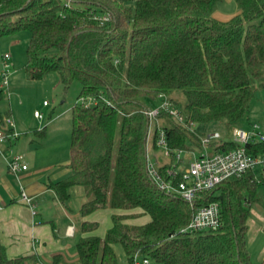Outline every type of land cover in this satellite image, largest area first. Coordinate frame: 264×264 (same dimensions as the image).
I'll return each instance as SVG.
<instances>
[{
  "label": "trees",
  "instance_id": "16d2710c",
  "mask_svg": "<svg viewBox=\"0 0 264 264\" xmlns=\"http://www.w3.org/2000/svg\"><path fill=\"white\" fill-rule=\"evenodd\" d=\"M220 1L0 0V38L30 32L26 76L41 79L56 71L65 89L80 82L72 106V174L49 186L66 206L69 189L82 186V216L99 208L123 210L112 214L104 237H79L80 264H118L115 243L122 244L128 264L136 253L154 264H252L248 221L261 185L252 171L191 204L160 188L147 168L149 149L160 151V130L172 150L201 149V136L215 126L221 137L210 142L211 151L238 147L225 133L264 88V0H234L239 12L227 21L213 17ZM162 93L188 124H197L195 131L166 111L158 122L149 118L146 108ZM4 123L1 117L0 127ZM36 133L43 136L44 129ZM246 148L264 154L262 141ZM158 161L164 172L168 165ZM212 201L220 205V227L182 232L196 207ZM144 215L146 222H129ZM97 227L83 222L84 232ZM8 262L0 244V264Z\"/></svg>",
  "mask_w": 264,
  "mask_h": 264
},
{
  "label": "crops",
  "instance_id": "0c3cea01",
  "mask_svg": "<svg viewBox=\"0 0 264 264\" xmlns=\"http://www.w3.org/2000/svg\"><path fill=\"white\" fill-rule=\"evenodd\" d=\"M238 12L236 3L231 9H223L221 5H217L213 17L227 21ZM238 123L241 126H238ZM253 123H258L264 133V88L258 90L247 115L233 127L249 129ZM16 129L20 135L10 144L15 152L24 155L28 168L17 175L13 174L8 170L6 161L0 156V204L2 205L0 208V244L4 247L9 260L8 264H80L76 248L79 237L88 234L104 237L112 225V214L117 210L106 207L107 212H104L101 210L105 208H99L82 216L80 209L87 196L80 185H74L69 189L70 198L67 206L64 205L49 183L67 178L72 174L68 166L69 152L57 158L51 155H49L51 159L43 158L42 145L30 139L31 135L21 139L22 133L17 123ZM36 131L34 134L38 135ZM209 131L213 130L209 129L207 132ZM28 134L32 132L28 131ZM225 136L228 138L227 133ZM252 172L256 179H258L257 174L260 177L261 173L264 178V172L259 166ZM259 181L262 184L264 179ZM22 190L33 198L36 211L34 214L31 206L22 201ZM259 202H262L261 199L257 201ZM137 211L139 210H133V212ZM137 220H130V222L135 223L133 221ZM84 221L97 222L98 227L92 232H84Z\"/></svg>",
  "mask_w": 264,
  "mask_h": 264
},
{
  "label": "built area",
  "instance_id": "2783aa9c",
  "mask_svg": "<svg viewBox=\"0 0 264 264\" xmlns=\"http://www.w3.org/2000/svg\"><path fill=\"white\" fill-rule=\"evenodd\" d=\"M11 59L9 53H5L2 56L3 66L1 76L3 86L6 88L9 86L8 80L12 68ZM158 99L159 103L157 106H149L145 110L150 119L158 122L160 113L166 111L179 123L188 125L191 130L195 131L197 124L194 122L188 124L186 115L174 104L169 96L162 93L158 96ZM92 101L94 103V100ZM81 102L86 106L93 104L86 103V100L83 99ZM44 104H47V102L44 101ZM34 115L42 118V113L39 110H35ZM19 135L15 120L12 116H7L4 125L0 127V156L6 161L8 170L16 175L28 168L24 155L15 152L10 144ZM149 135L152 136V131L149 132ZM220 137L221 132L218 130L205 133L201 136L202 148L199 149V153H195V150L170 149L165 131L160 130V136L156 140L160 151L151 152L149 149L147 153V168L152 179L160 188L176 193L182 199L193 204L202 197L205 191L211 190L223 181L241 177L258 166L264 172V154L254 155L246 148L248 143L255 141L264 142V133L258 123H253L249 129L240 127L232 129L231 140L237 143L238 147L224 151H211L210 142ZM185 152L193 155L187 162V165H185L183 157ZM158 158H161L168 165L164 169V172H161L159 169L160 162ZM21 199L31 206L32 213L34 214L36 211L34 210L33 198L22 190ZM1 207L2 205L0 204ZM220 216V205L217 201L198 206L191 221L182 229V232L218 229L221 225ZM133 264L154 263L148 256L136 253L133 258Z\"/></svg>",
  "mask_w": 264,
  "mask_h": 264
},
{
  "label": "rangeland",
  "instance_id": "374dc122",
  "mask_svg": "<svg viewBox=\"0 0 264 264\" xmlns=\"http://www.w3.org/2000/svg\"><path fill=\"white\" fill-rule=\"evenodd\" d=\"M220 5L223 9H231L235 7V2L221 0L218 3V6ZM29 38L30 32L28 30H20L0 38V89L3 92V97L0 98V118L5 119L7 115L12 116L22 133L21 139L31 135L30 139H34V142L42 145L43 158L51 159L49 155L57 158V156L69 152L68 146L73 126L72 106L78 102L80 82L75 80L69 88L65 89L56 71L48 72L41 79L28 78L24 68L27 61L26 48ZM5 53H9L12 58L8 88L3 86L1 76L2 56ZM179 98L182 99L183 97ZM44 101L47 104H44ZM86 103H93V101L88 99ZM158 103L159 100H156L150 102L149 105L157 106ZM35 110L42 113V118H37L34 115ZM237 125L241 126L239 123ZM151 128H153V124ZM233 128L228 129V138L232 137ZM38 129H44V136L34 134V131ZM213 129L219 130L221 127L215 126ZM28 131L32 134H28ZM30 141L29 143H31ZM195 153H199V149L195 150ZM183 157L185 165H187L193 155L185 152ZM257 178L259 180L264 179L262 173L260 177L257 174ZM259 196L262 202H259L260 204L254 202L251 205V216L248 221L247 244L251 253L252 264H259L264 255V182L260 185ZM101 211L107 212V208ZM122 211L117 210V212ZM148 219L149 215H146V218L142 216L131 220H137L133 222L139 224ZM113 247L118 264H128L122 244L115 243Z\"/></svg>",
  "mask_w": 264,
  "mask_h": 264
}]
</instances>
